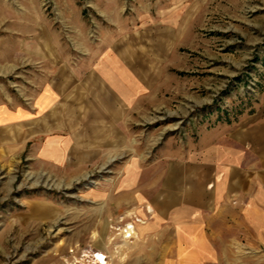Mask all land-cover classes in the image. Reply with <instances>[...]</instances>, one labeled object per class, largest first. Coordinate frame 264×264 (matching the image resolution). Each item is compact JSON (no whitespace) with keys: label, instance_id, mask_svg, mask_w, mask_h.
I'll return each instance as SVG.
<instances>
[{"label":"rangeland","instance_id":"obj_1","mask_svg":"<svg viewBox=\"0 0 264 264\" xmlns=\"http://www.w3.org/2000/svg\"><path fill=\"white\" fill-rule=\"evenodd\" d=\"M170 21L178 41L159 50ZM131 34L163 71L134 96L122 153L78 170L0 136V264H101L99 252L104 264H190L180 252L202 222L183 223L181 245L170 224L152 237L127 208L125 168L229 145L225 132L264 121V0H0V103L30 97L58 51L78 59ZM226 215L203 222L208 260L195 264H264V227Z\"/></svg>","mask_w":264,"mask_h":264},{"label":"crops","instance_id":"obj_2","mask_svg":"<svg viewBox=\"0 0 264 264\" xmlns=\"http://www.w3.org/2000/svg\"><path fill=\"white\" fill-rule=\"evenodd\" d=\"M164 28L168 35L156 43L159 50L178 41L177 25L170 21ZM135 43L132 34L116 37L103 50L85 48L78 59L58 51L46 70L48 78L30 97L0 103L1 138L13 141L21 151L30 148L37 158L75 164L78 170L98 162L103 149L122 153L128 125L140 107L134 96L144 86L156 88L163 71ZM35 50L32 54L39 55ZM225 133L229 145L214 141L191 156L159 157L143 169L131 161L125 168L127 208L133 206L131 211L152 237L163 238L170 224L181 245L183 223L202 222L195 226L198 237L195 230L190 237V252L185 256L180 252V261L207 262L208 243L200 237L203 222L227 220L226 214L237 212L255 231L264 227V121Z\"/></svg>","mask_w":264,"mask_h":264},{"label":"bare ground","instance_id":"obj_3","mask_svg":"<svg viewBox=\"0 0 264 264\" xmlns=\"http://www.w3.org/2000/svg\"><path fill=\"white\" fill-rule=\"evenodd\" d=\"M127 232H132V230H131V227H128L127 228V230L126 231H124V236L126 237L127 235H126V233ZM131 234V233H130ZM96 259L98 260V262H100L101 264H104V262H105V256H104V254L103 253H101V254H99V253H96Z\"/></svg>","mask_w":264,"mask_h":264},{"label":"built area","instance_id":"obj_4","mask_svg":"<svg viewBox=\"0 0 264 264\" xmlns=\"http://www.w3.org/2000/svg\"><path fill=\"white\" fill-rule=\"evenodd\" d=\"M99 254H101V253L99 252Z\"/></svg>","mask_w":264,"mask_h":264}]
</instances>
